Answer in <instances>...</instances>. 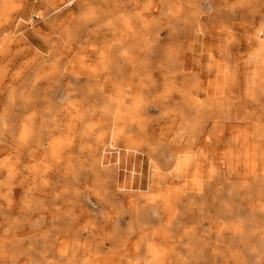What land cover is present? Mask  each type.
I'll use <instances>...</instances> for the list:
<instances>
[{
    "label": "bare ground",
    "instance_id": "6f19581e",
    "mask_svg": "<svg viewBox=\"0 0 264 264\" xmlns=\"http://www.w3.org/2000/svg\"><path fill=\"white\" fill-rule=\"evenodd\" d=\"M186 3H165L151 32L109 46L83 19L61 41L56 4L32 8L15 33L22 18L10 11L22 3L5 6L0 198L12 217L0 264H264V0ZM72 43L102 78L59 65ZM15 107L31 111L11 117ZM230 121L259 141L262 165L236 180L215 159L217 181L202 183V158H213L200 132ZM173 177L196 187L172 190Z\"/></svg>",
    "mask_w": 264,
    "mask_h": 264
},
{
    "label": "crops",
    "instance_id": "0c3cea01",
    "mask_svg": "<svg viewBox=\"0 0 264 264\" xmlns=\"http://www.w3.org/2000/svg\"><path fill=\"white\" fill-rule=\"evenodd\" d=\"M14 1H16L15 3H22L21 9L18 11L22 19L16 29L22 26V22L30 14L32 8L40 5L39 8L41 9L42 5L56 4L62 7L67 6L75 15L80 13L85 7L91 8V13H94L92 19H94L96 24L99 20L102 25L98 24L104 30L102 33L99 31L98 33L102 36L118 37L124 36L127 32H140L142 34L151 32L154 28V22L163 19V16L168 14L163 11L165 3H171L175 0H0V7L9 5V3L11 4ZM69 1H72L70 5H68ZM64 10L62 9V12ZM156 10L161 11L162 14L158 15V13H155L151 15V12ZM3 12L0 11V14ZM21 30L15 31L14 29V32L17 33ZM93 30L97 31L96 28ZM44 45L47 48V44ZM64 50L66 52L63 58L69 57L68 60L71 61L70 64H65V67L70 72L83 77L97 78L98 67H96L97 61L94 60L95 58L84 56L83 59L79 60L76 55V49H72L75 53L70 56L72 50L66 44ZM59 51L60 49L57 52V58H61ZM59 65L63 66L64 63ZM91 66L93 69L90 68ZM200 133L202 137L198 144L200 153L207 157L223 160L224 171L226 170V174L231 179L249 178L251 176L255 169L254 163L258 160L259 141L249 137L240 122H224L222 126L218 125L216 128H212L210 125ZM207 137H210L212 139L211 142H213L210 147L208 145L202 146ZM204 148H211L212 151H207ZM219 169L220 166L217 160L203 159L200 168L202 183L203 181H217L216 173ZM195 182L196 180L190 177L179 179L173 177L170 178L168 185L172 190L185 189L186 191H193L196 187L194 186Z\"/></svg>",
    "mask_w": 264,
    "mask_h": 264
},
{
    "label": "rangeland",
    "instance_id": "374dc122",
    "mask_svg": "<svg viewBox=\"0 0 264 264\" xmlns=\"http://www.w3.org/2000/svg\"><path fill=\"white\" fill-rule=\"evenodd\" d=\"M77 1V0H76ZM187 3H188V5H191L192 7L193 6H195L196 4L195 3H197L198 4V6L200 7V8H203V0H185ZM10 2V1H9ZM8 2V3H9ZM15 2L16 1H14L13 2V4H15ZM186 3V4H187ZM10 4V3H9ZM5 6H7V5H3L2 7H0V11H3V10H6L7 9V7H5ZM76 6H78V5H76ZM21 7H22V5H21ZM21 7H18V10H11L10 11V14L12 15V17L13 18H15V19H19V18H21V16H20V14H19V10L21 9ZM6 8V9H5ZM37 8H39V6H36L35 8H33V11L32 12H34V10H35V12L36 11H38L39 9H37ZM62 9H65L64 10V12H62ZM92 12V10H91V8H89V7H85L80 13H78L77 15H75L67 6H64V7H62L61 6V12H60V14H59V18L57 19V23H59V30H60V32H61V35H60V37H61V41H64V39H65V35H63L67 30H70L71 32H73L74 30H75V25H76V23H77V21H79V20H81V19H83L85 22H86V24H87V26H86V29L89 31H94V32H97L98 33V31L99 32H101L102 33V31H104L102 28V26H99V24L98 23H100V21L98 20L97 21V24L95 23V21H94V19H92L93 18V15H94V13H91ZM157 14L158 13V15L159 14H162V12L161 11H153V12H151V15H153V14ZM3 13H1L0 14V16L2 15ZM75 15V16H74ZM74 16V17H73ZM16 23V22H15ZM100 25H102L101 23H100ZM23 28V26H21V27H19L18 29H16L15 31H17V30H20V29H22ZM94 28H96V30L97 31H95V30H93ZM1 30H3V29H0V31ZM58 31V30H57ZM22 32V31H21ZM20 32V33H21ZM97 38H99L98 40H97V43H96V45H98V46H109V45H113L114 43H115V39L117 38V37H109V36H102V37H97ZM186 41V40H185ZM189 41V40H188ZM44 47L46 48V46L44 45ZM60 48V51H59V53H60V57H61V59H60V63H64V65L65 64H70V62L71 61H69L68 60V58H63V55L65 54V45L64 44H62V46H59ZM68 48H71V50L74 48V44L72 43V44H70V45H68ZM190 48L189 47H187V50H189ZM39 50L40 51H43V48L42 47H40L39 48ZM63 50V51H62ZM75 50V49H74ZM75 52L72 50L71 52H70V56L72 55L73 56V54H74ZM94 55V54H93ZM61 60H63V61H61ZM14 70H12L11 72H13ZM23 71H25V69L23 70ZM62 77H64V76H62ZM103 76L102 75H99L96 79H100V78H102ZM189 83V82H188ZM70 96L72 97L73 96V93L72 92H70ZM193 97H195L196 95H192ZM65 96H64V93H62V92H60V94L57 96V97H55L56 98V103L58 104V106H60V105H62V102H64L66 99L64 98ZM40 106V105H39ZM38 106V107H39ZM40 108H38V110H39ZM11 111V117H13V116H15V114H16V118L18 117H22V116H24V115H26V114H28L30 111H31V109H27V108H12V109H10ZM43 110H39V112L38 113H40V112H42ZM12 113H14V115L12 114ZM20 113V114H19ZM13 115V116H12ZM14 117V118H15ZM174 117V116H173ZM175 118V117H174ZM213 120H216V118H213ZM178 124H179V120H177L176 121V124H175V126H174V128H173V130H172V132H171V136H172V134H174L177 130H178ZM12 125H13V122H12ZM63 135H64V133H63ZM205 141H206V144H205ZM205 141H204V143L202 144V146H209L210 147V145H211V143H213V142H211L212 141V139L210 138V137H207V138H205ZM6 143L5 142H3L2 140H0V148H3L4 146H6L5 145ZM205 144V145H204ZM205 150H207V151H212L211 150V148H209V149H207V148H204ZM7 153H8V151H1L0 152V161L2 160V159H4L5 158V156L7 155ZM204 156V155H203ZM202 156V157H203ZM204 158H202V160H203ZM213 159H216L215 157L213 158ZM258 162H260L259 164H258ZM262 161H259V160H256L255 161V163H254V168H256V167H259V166H261L262 164ZM3 176V175H2ZM3 177H0V182L3 180L2 179ZM239 178H236V180H238ZM6 191H7V188L5 187V186H0V195L1 194H4V193H6ZM8 210L10 211V214L8 215ZM97 210V209H96ZM93 210V213H94V215H95V220H94V222L91 224V227L93 228H91V233H90V239H96V238H98L99 237V234H98V229H99V227H100V223L98 222V220L96 219V216H97V214H102L99 210ZM12 217V212H11V209L10 208H7V211H6V207H5V201L4 200H2L1 198H0V236H4L5 237V239L8 237V235L5 233V229H6V227L8 226V221H9V218H11ZM8 218V219H7ZM204 220V221H203ZM203 221V222H202ZM202 221H201V226H202V228L203 229H207V228H210L209 227V225H210V223L207 221V220H205V219H202ZM96 222V223H95ZM103 223V222H102ZM154 222L152 221V224H153ZM127 225L125 224L124 225V228L126 227ZM98 228V229H97ZM94 230V231H93ZM203 234L207 237V236H209V234L208 233H206L205 232V230H203ZM98 236V237H97ZM208 240H209V237L207 238ZM206 246V245H205ZM207 246H208V244H207ZM206 246V248L208 249V247Z\"/></svg>",
    "mask_w": 264,
    "mask_h": 264
}]
</instances>
